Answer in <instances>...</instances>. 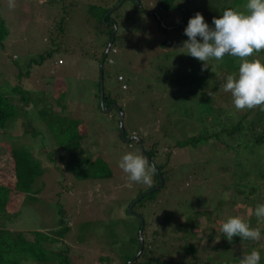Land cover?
Segmentation results:
<instances>
[{
	"label": "rangeland",
	"instance_id": "1",
	"mask_svg": "<svg viewBox=\"0 0 264 264\" xmlns=\"http://www.w3.org/2000/svg\"><path fill=\"white\" fill-rule=\"evenodd\" d=\"M115 1L110 0L107 3L110 9L106 15L112 14L111 20L104 24L103 18L104 25H98L99 13L92 15L90 9L92 6L100 7L104 0H12L14 8L9 7L10 0H0V19L5 18L9 27L4 46L0 45V85H18L28 92V97L36 100L25 107L29 110L36 104L41 107L45 103L44 99L60 98V103L53 104L55 112L71 119L77 118L81 122L80 128L85 130L83 141L79 144L88 151L90 138H96L101 146L98 156H94L92 160H104L113 169L111 178L100 176V172L94 167L88 171L91 178L85 176V179H80L75 173L64 170L59 159L61 163H56V168L43 153L51 149L50 142L47 149L43 148L44 151L39 152L45 142L44 138H22L20 118L14 125V137L8 141L10 143H6L16 147L25 146L29 150L34 148L35 156L43 162L47 171L41 182L37 183L42 190L39 193V202L24 205L22 214L15 220L7 212L5 224L10 229L19 231L51 234L60 227L58 221L62 216L59 214L64 208L65 215H68L65 218L70 232L64 245L59 244V248L66 249L69 246V255L81 257L80 262L72 259L71 264H118L117 255L124 254L127 245L125 249L123 245L135 233L134 229L139 225L136 216L140 215L146 224L152 223L158 232L152 241L158 256H165L170 264H184L190 262L192 254L186 255L189 253L185 249L186 244L179 243L175 238L181 237L177 229H185L187 233L188 228L189 233H193L194 226L186 223L191 218L188 223L194 222L197 233L196 237L188 238L186 243L193 244L202 240L196 245L200 248L199 253L203 255L198 264H211L208 256L215 259L218 252L216 246L224 245L225 237L218 232L221 223L233 215L248 218L253 211V205L248 204L241 196L237 199L238 204H234L236 191L235 188H230L231 184L236 183L238 176L243 178V173H246L240 171L239 167L242 165L250 172L243 183L255 187L254 190L253 187L248 188L242 195L252 193L257 204L264 203V191L260 192L256 188L264 187V179L258 176L264 167L257 170V165L262 167L260 163H264V146H251V150L240 148L237 160L233 158L238 150L234 151L228 145L221 146L216 138L197 147L174 146L177 142L188 141V137L195 135L185 127L188 123L196 125L194 115L199 112L198 106L201 102L203 105L205 101L210 103L215 112L222 111L223 120L225 115L231 116L232 122L250 112V119L247 121L254 122L260 130L259 133L264 131V117L259 116V113L264 115V111L255 109L237 112L232 104L231 94L220 90L227 75L238 73V58L226 55L222 63L210 61L214 68L212 72L211 67L202 70V62L181 53L179 49L188 39L184 29L197 12L214 28V17L219 18L229 8L245 11L247 0H243L238 6H234L237 0H167L170 1L171 8L167 7L166 0ZM60 23L65 26V45L78 54H57L47 58L42 64H32L31 60L39 59L40 55L50 49L51 41L58 38L62 28ZM108 23L114 24L112 35L116 41L113 48L117 52H111L105 63L103 86L112 98L120 101V105L126 107L128 103L129 109H125V125L129 130L127 139L139 138L137 135H130L131 128L136 129L134 133L140 134V138L145 137L144 133L148 138L151 136L153 141L151 138L149 144L157 146L161 154L157 162H167V169L170 170L167 174L171 178L167 181L169 187L162 189L152 199H147L146 194L141 205L129 203L148 186L130 182L128 174L119 167L122 155L137 153L132 145L128 148L124 139L119 136L118 122L123 115L119 110L113 111V108L111 113H105L102 109L99 111L96 106L97 99L91 95L94 90L93 83L98 79L101 82L102 62L98 58L88 60L79 55L80 50L87 52L90 57L95 54L101 56L108 41L107 35L102 34V27L108 30ZM59 58L65 61V66L56 64ZM251 59L264 61V51L254 54ZM204 71L207 74L205 77ZM119 76L124 81H119ZM185 78L189 79L188 82ZM171 81L177 87L170 86ZM124 84L128 89L122 88ZM172 88L174 96L169 97L172 95ZM209 92H213L214 96H209ZM99 97L101 101V94ZM16 100L19 103L18 96ZM66 110L67 113L63 115L61 112ZM36 114V111L31 112L33 116ZM178 117L183 119L181 124H178L181 121ZM36 118L38 121L34 123L40 129L47 130V122H55L48 121L45 117L44 120ZM170 121L175 123L170 124ZM202 126L210 134L214 130L212 123ZM60 127L59 124L56 128ZM219 129L221 127L216 126V131ZM232 141L227 144L231 145ZM7 144L0 140V179L3 178L4 183L12 185L15 170L10 149L5 148ZM92 152L94 154L96 151ZM225 165H232L233 168L231 171L221 172L219 167ZM50 167L55 169L50 171ZM180 200L184 202L182 205ZM215 217H219V221L212 223ZM261 224V234L264 237V223ZM169 229L171 234L167 233ZM107 233L111 236H106ZM217 236H220L218 243ZM159 240L165 241L160 251L157 249ZM225 242L223 250L220 249L223 257H218L217 264H239L242 255L250 253L253 245L238 237L232 242L225 238ZM229 243L233 244L231 248L227 247ZM22 264L58 263L51 260H27Z\"/></svg>",
	"mask_w": 264,
	"mask_h": 264
},
{
	"label": "trees",
	"instance_id": "2",
	"mask_svg": "<svg viewBox=\"0 0 264 264\" xmlns=\"http://www.w3.org/2000/svg\"><path fill=\"white\" fill-rule=\"evenodd\" d=\"M108 1L110 0H104L102 4H100V7H91L92 15H95L96 13H99L97 24L100 25L103 24L102 19L105 18V23L109 22L111 20L112 14H108V11L110 9V6L107 5ZM121 0H116V2H120ZM243 3V0H237L234 2V6H238ZM166 4L168 8H171L170 1L166 0ZM165 7V5L163 4ZM105 16V17H104ZM61 24V30L59 33L58 38H54L53 41H51V47L48 51H46L44 54L39 56V59H32L31 63H38L42 64L47 58H52L53 56L57 55L61 56L65 53H72V54H78L76 51H71L68 49L67 44L65 45V26ZM103 24V25H104ZM108 27V30H106L105 27H102V34L107 35L108 41H106V44L103 47V52L101 53V56H89L87 52H82L79 50V55L82 56V58L86 59H93L95 58L99 59V62H102V59L104 55L107 52V49L111 42L112 45L110 46L105 61L103 64L101 63V78L102 76H105V63L108 60V56L111 52L116 53V49L113 48V44H115V39L113 37L114 32V24L110 23L109 25H106ZM9 33V27L7 20L5 18L0 19V45L4 46V41L7 39ZM110 64H113L112 60H109ZM58 65L65 66V61L62 58H59L56 62ZM203 76H207V74L203 73ZM119 81H124L122 76H119ZM187 79V78H185ZM189 79L186 80L188 82ZM61 81V80H59ZM104 85V82H102ZM172 87H177L172 83V81L169 83ZM176 84V83H175ZM94 90L92 91L91 95L92 98L96 97L97 99V109L101 111V101H100V94H101V82L95 81L93 83ZM123 89H128L127 85L124 84ZM172 88V95L169 97L174 96ZM60 90V89H57ZM104 91V104L105 108H109L113 106V111L116 112L119 110V113L123 115V126L125 130V137L129 138L128 128L125 125L126 117H125V109H129L128 103L127 106L120 105V101L117 98H112L109 93L106 92V88L103 86ZM59 94V93H58ZM16 96L19 97V103H17L18 100H16ZM43 100V99H42ZM208 100V99H204ZM203 100V101H204ZM36 101V100H35ZM32 97H28V92H26L24 89L16 86H12L10 84H7L6 86L0 85V140L3 141V143L7 144L10 143V141L14 136L12 132H16V127L14 125L16 122L21 118V129H23V136H32L33 138H39L43 137L45 142L42 143L41 148H39V152L44 151L43 148L47 147V144L49 145L50 142V148L47 149L45 152V156L47 157L48 161L51 163H54L57 168L56 163H63L64 170H67L71 173H75L78 178L85 179V176H90L89 172L92 170V168L95 167L97 169V172H100L99 175L103 176L105 178H111L113 175V169L104 161L101 159H98L97 161H93L94 156H98V150L101 146L100 142L96 138H90L89 141V150L86 151V147L79 144L80 141H83V133L85 130H83L81 127V122L78 121L77 118H68L66 115L62 116L59 113L55 112L53 104L60 103V98L54 97V98H47L44 99L43 105L41 107H38L37 104L33 105V108L31 110L26 109L25 107H28L31 103L35 102ZM201 102V101H200ZM204 105L201 104L198 106L199 112L194 115L195 119L194 122L196 125H192L188 123L186 125V129H188V132H194L195 135L188 137V141L185 142H177L174 147H187V146H193L197 147L201 143L209 142V140L217 139L220 142V145L223 147H228L233 149L234 151H237V154L233 159H238L240 155V148H245V150H251L254 146L255 148H259L261 146H264V131L262 133H259L260 130L258 129L257 125H255L254 122L247 121L250 119V112L241 118L238 119L236 122H232L230 120L231 116L225 115V120L222 119V116L224 115L223 112H215L211 106L210 103L207 101L203 102ZM213 104V103H212ZM203 105V106H202ZM197 107V106H196ZM220 108V107H219ZM32 111H36V116L31 115ZM63 115L67 113L66 111L61 112ZM111 113V112H110ZM119 114V116H120ZM260 118L264 117L261 113H259ZM36 117H39L40 119L44 120V117L48 121L55 122H47L49 128L45 130L44 128H39L36 126L34 122L38 121ZM132 118V117H130ZM181 119V121L178 124H181L183 122L182 117H178ZM178 122V120L176 121ZM61 125L60 128L59 124ZM119 128L121 124V119H119ZM175 122L170 124H174ZM214 125L212 129H214L211 134L204 129H202V124L204 125ZM46 125V126H47ZM192 126V127H189ZM216 126H220L221 129L216 131ZM82 129V131H80ZM199 132H203L200 133ZM134 128L130 129V135L134 136L137 135L140 138V134L134 133ZM49 131V132H46ZM85 134V133H84ZM210 134V135H209ZM145 137L140 138V141L137 139H131L130 142H126V146L128 148L132 145L134 147V151L137 153H140L141 155L145 156L142 153L143 149L148 157H146L150 164H155L157 172L153 176V184L151 187H146L145 189H142L139 196H142L146 192L152 190L153 188L160 185V176L162 177L164 183L163 186L155 190L152 194L148 195L147 199L153 198L158 195V193L162 192V189H167L169 186H167V181L171 180L170 175H167L170 173V170L167 169V162L161 161L157 162L158 158L161 157V154L159 153V149L154 144H149V141H151V136L148 138L146 134L144 133ZM119 136H121L119 131ZM147 137V138H146ZM233 138V139H232ZM96 139V140H94ZM43 140V141H44ZM233 140L232 144L229 145L227 142ZM153 141V138H152ZM7 142V143H6ZM56 142V143H55ZM46 145V146H45ZM54 145V146H53ZM58 145V147H57ZM141 146V147H140ZM5 148L10 149V156L12 158V164L14 166L15 170V177L14 181L11 183L12 185L6 184L3 182V178L0 179V264H22L23 261L27 260H33V261H39V262H46V261H57L58 264H71V262L74 260L76 262L81 261V257H73L69 254H71V249L69 246H67L66 249L59 248V244L64 245V240L67 238L68 232H70V228L67 226L68 222L66 221V218L68 215H65V209L62 208L60 210V216L62 218L58 221L59 226L58 229L51 234H45L40 231H19L16 229H10L6 224V218L5 214L7 212L10 213V218L15 220L18 216L22 214V208L24 205H31V203H38L40 200V192H42L41 187L38 186V182H41V178L46 173L47 167L43 165V162L35 156L34 148L32 149H26L25 146H14L13 145H6ZM58 149V150H56ZM169 150V149H168ZM92 151H96L93 152ZM90 152V153H89ZM61 161H59V160ZM262 167L257 165V170L264 167V163H260ZM203 167V166H202ZM232 165H225L222 167H219V170L221 172L223 171H231ZM55 169V168H54ZM50 167V171H53ZM240 171H243L246 173H243L242 176H238L237 180H235L236 183H233L230 185V188H235L236 194H234V204H238L237 199L239 196L244 198L248 204L250 203L253 205V211L250 212V216L243 217L239 215H233V216H239L241 217L245 222H247L251 227L253 228H261L262 224L258 222L257 218L255 217L254 209L256 207L257 202L255 197L253 198L252 193H245L246 196H243L242 193L247 192V190L250 187H253L252 190H254V186L245 185L243 183L244 178L248 177L250 172L247 171L248 169H245L243 165L239 167ZM89 171V172H88ZM261 171V170H260ZM95 171H93L94 173ZM8 176V175H7ZM6 176V177H7ZM259 178L264 179V168L261 172L258 173ZM91 178V176H90ZM170 182V181H169ZM258 191L263 192L264 187L257 186L256 187ZM261 189V190H260ZM251 191V190H249ZM264 195V192H263ZM136 197V198H137ZM133 198L129 205L134 203L135 199ZM146 198V197H145ZM144 198V201H145ZM143 199V198H142ZM142 199L137 202V205H141L143 203ZM179 203L182 205L183 200H180ZM221 203V201H220ZM259 203V202H258ZM62 204V203H61ZM159 204H161V201H159ZM260 204V203H259ZM17 209V210H14ZM64 211V212H63ZM127 213V212H126ZM252 213V215H251ZM128 214V213H127ZM191 218H188L186 221L187 225H193L192 227L193 233H189V230L187 228V233L185 232V229L179 230L181 237H177V241L179 243L186 244L185 249L189 251L188 254H192L191 260L188 263L184 264H198L199 259H203V255L199 253V247L196 245H199L201 241L193 244H187L186 240L188 238H194L196 237V227L193 223H188ZM136 220L139 222L138 227H136L135 233L132 234V237L128 241L125 242L124 249L127 245V248L124 250L122 249L121 254H124L122 256L117 255V261L118 264H170V261L163 257H159L156 253V247L155 243H152L153 240H155L156 235H158L157 230L155 231L152 223L146 224L142 227L141 221L139 218H136ZM12 221V220H11ZM219 221V217H215L212 220V223H217ZM222 221V220H221ZM220 224V223H219ZM67 226V227H64ZM107 228V227H106ZM159 229V228H158ZM140 231H142V237H143V249L141 250L140 246ZM159 231V230H158ZM183 232V235L182 233ZM167 233L171 234V230L169 229ZM166 233V234H167ZM162 234V233H161ZM164 234H162L163 236ZM106 236H111L107 233ZM235 238V237H234ZM233 238V239H234ZM239 238V237H238ZM240 239V238H239ZM239 241V240H238ZM248 241V243L253 244L250 248V252L252 250H257L261 254V261L260 264H264V238H262L259 242H254L251 240H245ZM165 243V241L159 240V243H157V249L159 251L161 250L162 244ZM224 245L226 244L225 238L223 240ZM224 245L221 244L218 247V252L216 253L217 256L215 259L212 256H208V261L211 262V264H217L218 257H223V253H220V249L223 250ZM232 243L228 244V248L232 247ZM59 248V249H58ZM141 251V254H140ZM139 255V256H138ZM217 258V259H216ZM238 257H236L237 259ZM73 259V260H72ZM206 260V259H204ZM71 261V262H70ZM109 264V263H108Z\"/></svg>",
	"mask_w": 264,
	"mask_h": 264
},
{
	"label": "clouds",
	"instance_id": "3",
	"mask_svg": "<svg viewBox=\"0 0 264 264\" xmlns=\"http://www.w3.org/2000/svg\"><path fill=\"white\" fill-rule=\"evenodd\" d=\"M9 7L15 4L10 0ZM213 27L197 12L188 21L184 34L188 37L179 49L181 53L202 62V70L211 67L210 61L222 63L226 55L238 58V73L229 74L220 85V90L230 93L237 112L259 109L264 111V61L251 59L264 51V0H247L245 11L227 9L212 20ZM213 97L214 93L209 92ZM133 139H136L135 137ZM140 139V138H139ZM119 167L128 174V180L151 187L157 169L148 159L138 153H126L119 161ZM227 199V194H225ZM258 222L264 223V203L254 209ZM232 242L234 237L242 241L259 242L261 229L253 228L239 216H230L221 223L218 231ZM220 236L216 237V242ZM261 254L257 250L242 255L239 264H260Z\"/></svg>",
	"mask_w": 264,
	"mask_h": 264
},
{
	"label": "water",
	"instance_id": "4",
	"mask_svg": "<svg viewBox=\"0 0 264 264\" xmlns=\"http://www.w3.org/2000/svg\"><path fill=\"white\" fill-rule=\"evenodd\" d=\"M104 21H105V19H104ZM108 25H109V23H108ZM112 43H113V42L110 43V45H109V47H108V49H107V52H108L110 46L112 45ZM107 52H106V54H107ZM106 54H105V56H104V58H103V60H102V64H103V61L105 60ZM102 82H103V79L101 78V108H102V110H103L105 113H109L110 110H111L113 107H110V108H108V109L105 108V104H104V91H103V84H102ZM120 134H121L122 138H123L125 141H130L131 139H133V138H131V139H127V138L125 137V130H124V126H123V117H121ZM137 140L140 141L139 138H137ZM140 147H141V146H140ZM141 150H142V153H143L146 157H148V155L146 154V152H145L143 149H141ZM163 183H164V181H163L162 177L160 176V185L157 186V187H155V188H153L152 190L146 192L145 194H143V196H140V198H138V200H137V199L135 200L134 204L137 203V202H139V201H140V200H141L146 194H147V195L152 194L155 190L160 189V187L163 186ZM134 204L132 205V207L134 206ZM136 217L139 218V219L141 220V222H142V227H144V226H145L144 219H142V217H141L140 215H137ZM140 242H141V246H140V248H141V250H142V249H143V246H144V245H143L142 231H140ZM140 254H141V251H140ZM138 256H139V255H138Z\"/></svg>",
	"mask_w": 264,
	"mask_h": 264
}]
</instances>
